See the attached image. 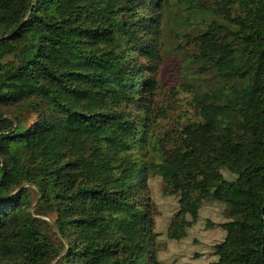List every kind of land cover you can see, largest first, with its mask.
I'll return each mask as SVG.
<instances>
[{
	"label": "trees",
	"instance_id": "trees-1",
	"mask_svg": "<svg viewBox=\"0 0 264 264\" xmlns=\"http://www.w3.org/2000/svg\"><path fill=\"white\" fill-rule=\"evenodd\" d=\"M168 54L196 112L159 135ZM155 174L264 264V0H0V264H162Z\"/></svg>",
	"mask_w": 264,
	"mask_h": 264
},
{
	"label": "rangeland",
	"instance_id": "rangeland-1",
	"mask_svg": "<svg viewBox=\"0 0 264 264\" xmlns=\"http://www.w3.org/2000/svg\"><path fill=\"white\" fill-rule=\"evenodd\" d=\"M171 24L177 20L171 19ZM164 52L171 47V34L165 31ZM164 67V90L161 91L155 131L163 135L166 131L178 132V128L187 122L194 105L189 104L190 93L177 94V82L180 75V64L176 54L167 55ZM182 97L177 104L175 100ZM158 110V108H156ZM160 113V114H159ZM150 187L156 202L157 238L160 245L159 255L162 264H211L216 256L214 244L224 235L222 222L227 220V209L222 203L205 200L201 203L197 218L193 219L190 211L179 205L177 195L166 187V180L159 174L150 178ZM181 207V208H180ZM178 213L174 215L176 212ZM49 218V217H47ZM52 220V218H49ZM180 233V234H179ZM179 235V236H177Z\"/></svg>",
	"mask_w": 264,
	"mask_h": 264
}]
</instances>
